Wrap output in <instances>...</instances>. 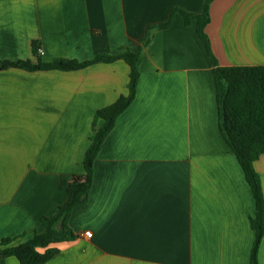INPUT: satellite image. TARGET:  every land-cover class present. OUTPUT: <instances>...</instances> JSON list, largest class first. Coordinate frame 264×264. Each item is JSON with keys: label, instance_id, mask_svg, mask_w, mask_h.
Segmentation results:
<instances>
[{"label": "crops", "instance_id": "obj_1", "mask_svg": "<svg viewBox=\"0 0 264 264\" xmlns=\"http://www.w3.org/2000/svg\"><path fill=\"white\" fill-rule=\"evenodd\" d=\"M206 0H0V62H86L137 50L132 105L94 162L72 241L46 264H250L255 202L224 142L213 64L184 10ZM206 33L222 67L264 66V0H215ZM124 61L78 71H0V243L43 231L84 174L94 117L128 94ZM264 193V156L254 164ZM91 233L87 238L84 234ZM264 264V239L259 255ZM0 264H20L14 257Z\"/></svg>", "mask_w": 264, "mask_h": 264}, {"label": "trees", "instance_id": "obj_2", "mask_svg": "<svg viewBox=\"0 0 264 264\" xmlns=\"http://www.w3.org/2000/svg\"><path fill=\"white\" fill-rule=\"evenodd\" d=\"M215 0H206L201 14H191L184 10H173L183 15L186 25L196 21V32L205 45L213 64V77L219 111V129L224 142L242 168L255 202V214L251 218L254 242L250 264H259L258 255L264 239V193L260 175L254 164L264 156V66L222 67L211 51L210 38L206 28L210 24V6ZM172 21L148 28L146 38L137 50L127 49L117 54H99L92 60L78 62L58 59L51 63L40 60L39 46L33 44V52L39 62H0V71L22 69L26 71H78L95 64H110L124 61L130 68L128 94L113 105L99 110L92 126L90 146L84 157L82 176L74 177L67 188L65 203L58 207L51 217L41 219L43 231L36 233L30 240L14 246L13 239L0 243V261L14 257L20 264H46L59 250L55 245L72 241L76 234L70 227L73 210L88 204L93 184L94 162L110 132L114 129L120 115L134 102L140 80V63L143 53L152 41L155 30H164Z\"/></svg>", "mask_w": 264, "mask_h": 264}, {"label": "built area", "instance_id": "obj_3", "mask_svg": "<svg viewBox=\"0 0 264 264\" xmlns=\"http://www.w3.org/2000/svg\"><path fill=\"white\" fill-rule=\"evenodd\" d=\"M42 53V51L40 50L39 51V54H41ZM87 238H90L91 237V233L90 232H86L85 234H84Z\"/></svg>", "mask_w": 264, "mask_h": 264}]
</instances>
